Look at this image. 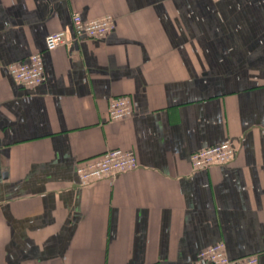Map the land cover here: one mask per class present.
<instances>
[{"label":"crops","instance_id":"obj_1","mask_svg":"<svg viewBox=\"0 0 264 264\" xmlns=\"http://www.w3.org/2000/svg\"><path fill=\"white\" fill-rule=\"evenodd\" d=\"M75 13L116 27L46 50ZM38 52L46 81L16 83ZM115 96L133 116L110 120ZM227 139L235 159L194 169ZM115 148L139 166L82 185ZM219 242L264 264V0H0V264H193Z\"/></svg>","mask_w":264,"mask_h":264},{"label":"built area","instance_id":"obj_2","mask_svg":"<svg viewBox=\"0 0 264 264\" xmlns=\"http://www.w3.org/2000/svg\"><path fill=\"white\" fill-rule=\"evenodd\" d=\"M116 19L112 15L84 19L81 14L73 15V38L65 31L51 33L46 37V50L54 51L71 40L94 39L105 36L115 29ZM11 78L23 86H37L46 81V66L41 52L32 54L28 60L12 62L8 65ZM110 120L131 117L135 113L134 102L130 96H115L109 99ZM237 147L233 140L209 146L192 153L190 161L195 170H207L225 165L235 159ZM139 166L135 152L122 148L110 149L98 158L77 165V174L82 185H89L100 178H116L120 173ZM193 264H259L258 256L232 258L224 242L205 248L198 253Z\"/></svg>","mask_w":264,"mask_h":264}]
</instances>
